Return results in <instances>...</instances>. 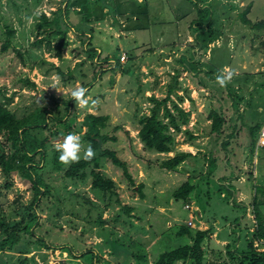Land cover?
Masks as SVG:
<instances>
[{
	"label": "rangeland",
	"instance_id": "obj_1",
	"mask_svg": "<svg viewBox=\"0 0 264 264\" xmlns=\"http://www.w3.org/2000/svg\"><path fill=\"white\" fill-rule=\"evenodd\" d=\"M56 2L61 7L64 0ZM66 2L70 4V23L84 33L68 30L59 60L55 49L59 36L38 25L50 2L41 8L34 7L32 1L27 4L29 9H37L28 12L32 37L28 34L24 46L11 44L6 52H2L3 44L15 38L9 37L16 23L9 9L21 13L25 3L14 0L0 4V99L19 115L29 105H55L52 96L62 104L73 90L89 84L102 70L95 81L103 80L101 88L94 86L89 104L81 109L80 104L74 105L73 116L56 126L58 136L53 137L49 149L61 145L68 133L77 132L86 112L109 115L103 132L117 136V141L105 142L103 147L116 150L128 162L135 186L129 184L120 167L105 158L99 170L115 182L114 189L105 193L92 187V166L85 176L71 178L65 175L67 168L54 171L46 164L40 173L50 185L51 196L38 209L41 220L36 232L51 246L63 249L48 248L36 237L26 236L13 250L0 251V264H93L92 255L87 253L90 250L111 264H155L164 252L193 242L187 235H178L182 226L194 232L207 226L211 234L222 231V237L229 239L220 250L214 245L216 237L209 236L202 264H209L211 258L218 264H253L249 258L240 261L238 252L263 250L255 236L253 205L257 183L264 185L261 126L256 128L264 121V36L260 30L239 23L237 14L227 11L226 0H78L81 9L89 3L79 11L72 8V0ZM262 2L256 0L251 16L254 21L264 19ZM200 4L211 5L216 12L205 34L192 27ZM58 16L62 27H68L62 13ZM136 25L138 29L148 25L149 29L139 30L133 37L131 30ZM45 33L46 42L37 44V36ZM88 35L93 36L94 46L103 50L98 60L89 57L90 47L84 44ZM123 54L125 61L120 60ZM52 63H59L64 71L75 64L77 79H63ZM116 69L123 73L120 81L128 82L115 88ZM218 77L224 80L223 85ZM26 78L36 82L37 88L24 85L21 80ZM170 86L175 92L168 105L173 108L175 102L189 111V122L183 129L193 137L185 131L178 133L173 152L156 153L141 142L139 119L150 114L154 106L150 97H166ZM202 107L203 117H198ZM211 110L226 117L221 135L211 130ZM65 113L62 105L57 115ZM81 130L76 134L81 137L83 152L89 142L83 139L86 128ZM177 152L191 156L175 170L160 167ZM213 163L217 164L215 171ZM186 181L194 187L189 201L176 200L174 192ZM140 184L144 186L139 189ZM259 198L264 200L263 192ZM32 200L31 183L18 172L6 178L0 167V243L11 230L9 224L22 221L24 207ZM186 203L192 209H187ZM189 221L193 222L190 226ZM176 264L196 263L190 259Z\"/></svg>",
	"mask_w": 264,
	"mask_h": 264
},
{
	"label": "trees",
	"instance_id": "obj_2",
	"mask_svg": "<svg viewBox=\"0 0 264 264\" xmlns=\"http://www.w3.org/2000/svg\"><path fill=\"white\" fill-rule=\"evenodd\" d=\"M75 1L76 3H80L78 0ZM68 8L69 4L67 3L64 10L67 11ZM85 8L82 9L84 10ZM197 10L198 19H195L192 22V27L201 34H205L214 15L213 7L210 5H197ZM250 10L251 6H248L241 13H238L237 18L252 29L264 28V20L252 22L251 19H249L248 14ZM57 13H59L58 15L62 13L64 21L68 25V29L62 27L61 19ZM41 19L42 22L38 23L40 28L45 29L49 27L50 31L47 32L48 34L54 32V34L59 36L58 43L55 45L56 57L58 58L62 57L63 47L67 44V34L69 29L74 32L84 33L83 29L78 30L76 26L70 23L68 11L64 14L62 9H58L55 16L52 18L44 13L41 15ZM87 22L88 24H92L90 20H87ZM13 32L14 31H11L9 37L13 36ZM86 38L87 40L84 41V44L86 48L90 47V49H88L89 57L98 60L99 55H101L103 50L94 46V43L92 42L93 36L88 35ZM43 40L44 38L40 39L38 43H42ZM9 46H11V40H8L3 44L2 52L8 51ZM52 67L55 68L57 73L60 74L63 79H77V76H75V69H69L65 72L60 66L54 65L53 63ZM101 71H99L98 74L96 73L89 84L83 85V87L87 89L86 97L95 84V81L100 77ZM175 78L177 79V77ZM21 82L27 87L37 88V83L28 78L22 79ZM174 92L175 90L170 86L166 97L162 99L154 96L150 97V100L154 102V106L152 107L150 114L143 115L139 119V124L141 125L138 133L139 138L147 149L156 153L173 152L178 143V133L185 131L193 137L188 129H183V126L189 122V111H186L175 102L173 108L168 105L169 101L173 102L172 96ZM175 95L179 99H183V96L179 93L176 92ZM50 99L55 100L56 104L52 106L45 103L29 105L28 107L26 106L22 115H19L16 111L11 109L8 104L2 102L0 99V167L6 178L11 176L12 172H18L21 177L31 183L33 190V200L29 205L24 207L25 214L22 221L9 224L11 230L8 231L7 238L4 239V242L0 243V251L13 250L28 237H36L39 244L48 248H54L57 250L60 248L63 249L61 246H51L36 232L41 220V215L38 209L41 207L44 199L51 196L50 185L40 173V171L45 168L46 164L51 165L54 171H62L67 168L65 175L71 178L77 177L80 174L81 176H85L86 169L92 166V187L97 191L99 190L100 192L103 191L105 193L113 190L115 187L114 180L105 177L99 170L102 160L105 158L109 159L114 165L120 167L124 176L128 179L129 184L135 186V179L130 173L128 162L121 158L116 150L103 147L105 142L117 141V136H111L103 132V129L107 126L109 121V115L87 113L83 121L80 123L77 132H73L76 134L82 131V128H86V131H84L83 134V139L87 140L94 150V155L90 159L81 158L79 161L71 162L69 164L62 163L59 160L57 146L51 147L50 150L49 145L52 146L53 137L58 136L59 131L57 132L55 130L56 126L66 122L70 116H73L72 112L74 110V105L79 103H75L72 96L65 99L62 104L53 96L50 97ZM62 105L65 106L66 113L59 117L57 115V110ZM161 112L163 113L161 114ZM209 117L212 120V132L221 135L224 131L223 128L226 123V117L222 112L217 110H211ZM260 126L261 124L256 125V128L258 129ZM46 131L50 132V134L47 135L45 133ZM62 139L64 140V137ZM190 156L191 153L189 152H177L174 156H170L162 161L160 167L170 171L175 170ZM216 168L217 164L213 163L211 168L212 171H215ZM143 186V184H140L137 188L140 189L143 188ZM193 189V185L189 181H186L174 192V197L176 200H184L187 202L191 197L190 195ZM261 192L264 193V185H257L253 205L255 217L257 219L255 236L260 242H262L263 250L259 251L252 248V251L249 253L245 251L242 253L238 252V254L241 255L240 261L249 258L253 264H264V200L261 198L258 199V194ZM140 194L142 198H145V193L143 191H141ZM187 205H190L191 208H187ZM185 207L187 209H192V205L189 203H186ZM178 235H187L193 239V242L177 249L164 252L160 255L155 264H176L177 262H185L190 259L196 264H202L207 256L204 243L211 235L210 229H197L192 233V229L182 226L178 231ZM87 253L92 255L93 264H97V261H102L103 264H111L110 261L103 259L96 251L90 250L87 251ZM87 253H85V255H87ZM24 263L25 261L22 262V264ZM209 264L218 263L210 261Z\"/></svg>",
	"mask_w": 264,
	"mask_h": 264
},
{
	"label": "crops",
	"instance_id": "obj_3",
	"mask_svg": "<svg viewBox=\"0 0 264 264\" xmlns=\"http://www.w3.org/2000/svg\"><path fill=\"white\" fill-rule=\"evenodd\" d=\"M6 1H8V2H13L14 0H0V4L1 3H4V2H6ZM15 1H18V2H20V0H15ZM22 2H24L25 3V6L23 7V8H20L19 10H20V12L21 13H19L16 9H12L11 7H10V9H9V13L10 14H13V15H11V16H14L13 18H14V21L16 22L15 24H14V26H13V29H15L14 30V34L13 35H15V38H13L12 39V42H11V44H12V46L13 45H25V43L26 42H28L29 41V37H28V34L32 37V35H31V27H33V25H32V23H30V22H27V18L30 16L29 15V11H31V10H37L36 8H34V9H29L28 8V5L27 4H29V5H31V1L33 2V4H34V7H43V5L45 6L46 5V1H48V2H50V6H49V9H45L44 11L47 13V15L48 16H51L52 15V13H54L57 9H64L66 6H67V0H64V3H63V5L60 7L59 5H57V2H56V0H21ZM27 1H29V2H27ZM215 1H219V2H221V0H215ZM74 2V3H73ZM226 2H227V4L225 5L227 8V11L228 10H231V12L232 13H236L237 15H238V13H241L243 10H245L248 6H251V10H250V12H249V14H248V17H249V19H251V21L252 22H258V21H262V20H264V19H259V20H257V21H254L253 19H252V13L254 12V10H255V4H256V0H226ZM237 2V3H236ZM73 3V4H72ZM72 8L75 10V11H79L80 9H81V7H80V3H76V1L74 0V1H72ZM237 4L236 5V9H235V5L234 4ZM262 3H264V0H263V2ZM89 3H87V5H88ZM36 5V6H35ZM70 5V4H69ZM87 5L86 6H84L83 8H85V7H87ZM201 5V4H200ZM202 6V5H201ZM205 6V5H204ZM207 6H208V4H207ZM211 6V5H210ZM224 6H222V8H223ZM36 12H38V11H36ZM215 11H214V7H213V13H214ZM66 12H64V14H65ZM216 13V12H215ZM15 16H17V17H15ZM237 17V16H236ZM22 18H24V21L22 20ZM238 19V18H237ZM239 23H241L243 26H248V25H246V24H244V23H242V21L240 20V19H238L237 20ZM74 26H76L74 23H72ZM67 25V24H66ZM68 26V25H67ZM141 26V25H140ZM77 27V26H76ZM64 29H68V27H63ZM248 28H250V29H252L250 26H248ZM13 29H12V31H13ZM48 29H49V27H48ZM78 29V28H77ZM142 29H144V30H148L149 29V26L148 25H143V26H141V29H138V25H136V27L134 26L133 28H132V30H131V33L133 34V37H134V35L136 34V33H138V31L139 30H142ZM79 30V29H78ZM253 30V29H252ZM260 30V33L262 34V37L264 36V32H262L263 30H264V28H261V29H259ZM69 31H71V29H69ZM73 31V30H72ZM29 32V33H28ZM46 34L47 33H45V34H40V35H38L37 36V38L40 40V39H42V38H45L46 37ZM80 34V33H79ZM22 37V38H21ZM44 42H46V40H44L42 43H44ZM42 43H38L37 42V44H40V45H42ZM135 44V43H134ZM110 52V51H109ZM64 58H66V56H64ZM57 60H59L58 59V57L56 58ZM80 59H77L75 62H78ZM61 62H65V61H61ZM77 64V63H76ZM56 65L57 66H60L63 70H65L63 67H62V65H60L59 63H56ZM74 66H76L75 64L74 65H72V66H70V67H68L67 69H66V71H68L69 70V68L70 69H74L75 67ZM264 67V66H263ZM106 70V69H105ZM118 70H120V69H116L115 71H116V75H115V78H116V81H115V88L118 86H121V83L123 84V83H125V84H127V82H128V80H125V82H122V81H120V80H122L121 79V77H123V73H121V72H119ZM65 71V72H66ZM41 75V74H40ZM100 78V77H99ZM109 78H110V80H112V75H109ZM121 82V83H120ZM102 83H103V80H99L98 82H95V84L93 85V87L90 89V92H91V90L94 88V86H97L98 85V89H100L101 88V86H102ZM92 96V95H91ZM90 96V94H88V96L86 97L87 98V104H85V105H79V108L81 109L82 107H86L88 104H89V100H90V98H92ZM234 106V105H233ZM90 110V109H89ZM201 112H199V113H197L198 114V117H203V107L201 108V109H199ZM89 113V112H88ZM86 114H87V112H86ZM86 114H84V116L82 117V121H83V119H84V117H85V115ZM97 115H100L99 113L97 114ZM105 115V114H104ZM80 119V118H79ZM208 122H210V119H208ZM262 124H261V128L263 127V123H264V121L263 122H261ZM259 131H260V129H259ZM257 185H263L262 183H257ZM245 188L247 189V187L245 186ZM223 196H226V194L224 193L223 194ZM245 198H246V196L244 195V197H243V199L242 200H245ZM264 210V209H263ZM199 212V214L201 215V211L199 210L198 211ZM201 229L203 228V230H206V229H208V227L207 226H203V227H200ZM219 232L221 233V235L218 237L217 235L219 234ZM192 233H194V231H192ZM224 234L222 233V231H214V233L213 234H211L210 236L211 237H213V236H215L216 238V242H214V245L218 248V249H220V250H222V249H225V246H226V244L229 242V239L228 238H225V237H222ZM213 254V253H212ZM210 261H215L213 258H211L210 259Z\"/></svg>",
	"mask_w": 264,
	"mask_h": 264
},
{
	"label": "clouds",
	"instance_id": "obj_4",
	"mask_svg": "<svg viewBox=\"0 0 264 264\" xmlns=\"http://www.w3.org/2000/svg\"><path fill=\"white\" fill-rule=\"evenodd\" d=\"M218 81L221 83V85L224 84V80L219 77ZM86 93L87 89L80 87L73 90L71 95L75 103L85 105L88 102ZM57 151L59 152V160L65 164L77 162L81 158L90 159L94 155V150L92 149L91 145H88L86 148H84L82 152L81 137L75 133H68L64 137L63 143L57 146Z\"/></svg>",
	"mask_w": 264,
	"mask_h": 264
},
{
	"label": "built area",
	"instance_id": "obj_5",
	"mask_svg": "<svg viewBox=\"0 0 264 264\" xmlns=\"http://www.w3.org/2000/svg\"><path fill=\"white\" fill-rule=\"evenodd\" d=\"M121 60L122 61H125L126 60V55L125 54H123L121 56ZM259 146L264 147V125L261 128V132H260V136H259ZM186 207L187 208H191L190 205H187ZM192 224H193L192 221H189V225H192Z\"/></svg>",
	"mask_w": 264,
	"mask_h": 264
}]
</instances>
